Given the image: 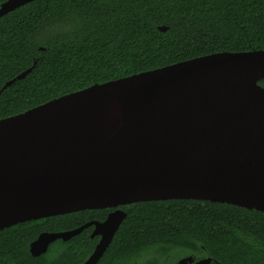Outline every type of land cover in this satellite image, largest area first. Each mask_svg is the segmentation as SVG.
<instances>
[{"label":"water","instance_id":"95a60500","mask_svg":"<svg viewBox=\"0 0 264 264\" xmlns=\"http://www.w3.org/2000/svg\"><path fill=\"white\" fill-rule=\"evenodd\" d=\"M29 1H5L0 16ZM260 79L264 50L220 52L93 84L0 119V230L83 209L168 199L264 213ZM125 216L117 208L101 222L42 232L29 252L40 256L55 240L93 226L90 237L100 238L83 264H96ZM210 261L186 257L177 264Z\"/></svg>","mask_w":264,"mask_h":264},{"label":"trees","instance_id":"16d2710c","mask_svg":"<svg viewBox=\"0 0 264 264\" xmlns=\"http://www.w3.org/2000/svg\"><path fill=\"white\" fill-rule=\"evenodd\" d=\"M251 50H264V0H32L0 17V90L34 66L0 91V119L93 84ZM258 84L264 87V79ZM118 208L126 216L96 264H173L185 255L210 258L209 264H264L263 212L192 199ZM110 210L3 228L0 264H83L98 243L91 226L55 240L40 256L29 245L42 232L101 222Z\"/></svg>","mask_w":264,"mask_h":264},{"label":"flooded vegetation","instance_id":"af4514ba","mask_svg":"<svg viewBox=\"0 0 264 264\" xmlns=\"http://www.w3.org/2000/svg\"><path fill=\"white\" fill-rule=\"evenodd\" d=\"M3 3H4V2H3ZM12 11H13V10H12ZM9 12H11V11H9ZM9 12H7V13H9ZM7 13H6V14H7ZM4 15H5V14H4ZM4 15H1L0 17H2V16H4ZM26 70H27V69H26ZM24 71H25V70H24ZM22 72H23V71H22ZM22 72H21V73H22ZM16 76H17V75H16ZM16 76H15V77H16ZM15 77H14V78H15ZM12 79H13V78H12ZM12 79H11V80H12ZM9 81H10V80H9ZM16 81H17V80H16ZM16 81H15V82H16ZM7 82H8V81H7ZM13 83H14V82H13ZM24 111H26V110H24ZM24 111H22V112H24ZM117 208H118V207H117ZM117 208H111L112 210H110L109 212L114 211V210H116ZM118 209H120V208H118ZM107 215H108V214H107ZM103 221H104V220H103ZM92 230H93V226H91V232H92ZM90 234H91V233H90ZM95 237H98V240H99V238H100L99 236H95ZM93 238H94V237H93ZM49 245H50V244H49ZM45 253H46V252H45ZM43 254H44V253H43ZM182 257H184V258H185V257H190V258L193 260V262L199 260V259H196L195 257H193V256H191V255H185V256H182ZM180 258H181V257H180ZM180 260H181V259H180ZM178 261H179V260H175V262H174L173 264H177Z\"/></svg>","mask_w":264,"mask_h":264},{"label":"bare ground","instance_id":"6f19581e","mask_svg":"<svg viewBox=\"0 0 264 264\" xmlns=\"http://www.w3.org/2000/svg\"><path fill=\"white\" fill-rule=\"evenodd\" d=\"M113 109H114V108H111V114H110V115H111L113 118H115L116 113L113 112ZM109 112H110V110H109Z\"/></svg>","mask_w":264,"mask_h":264},{"label":"rangeland","instance_id":"374dc122","mask_svg":"<svg viewBox=\"0 0 264 264\" xmlns=\"http://www.w3.org/2000/svg\"><path fill=\"white\" fill-rule=\"evenodd\" d=\"M6 118H7V117H6ZM178 257H179V258H178ZM180 257H181V258H180ZM174 258H176L175 260H180V259H183L184 257H182V256H177V257H174ZM185 258H186V257H185ZM175 260H174V261H175ZM174 261H173V262H174Z\"/></svg>","mask_w":264,"mask_h":264}]
</instances>
